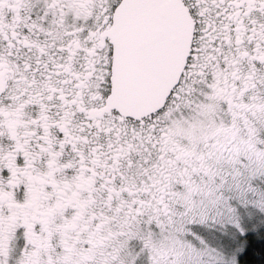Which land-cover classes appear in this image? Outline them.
I'll use <instances>...</instances> for the list:
<instances>
[{"label": "snow or ice", "instance_id": "6c2138e0", "mask_svg": "<svg viewBox=\"0 0 264 264\" xmlns=\"http://www.w3.org/2000/svg\"><path fill=\"white\" fill-rule=\"evenodd\" d=\"M0 264H264V0H0Z\"/></svg>", "mask_w": 264, "mask_h": 264}]
</instances>
